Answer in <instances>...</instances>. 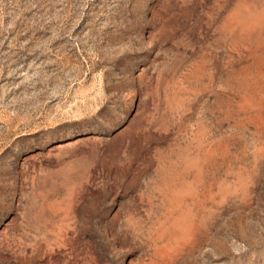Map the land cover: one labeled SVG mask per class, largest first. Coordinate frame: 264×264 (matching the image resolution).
<instances>
[{
	"label": "rangeland",
	"instance_id": "rangeland-1",
	"mask_svg": "<svg viewBox=\"0 0 264 264\" xmlns=\"http://www.w3.org/2000/svg\"><path fill=\"white\" fill-rule=\"evenodd\" d=\"M0 264H264V0H0Z\"/></svg>",
	"mask_w": 264,
	"mask_h": 264
}]
</instances>
